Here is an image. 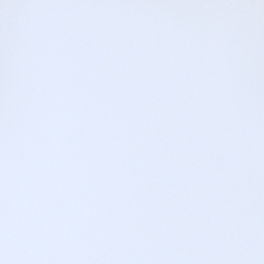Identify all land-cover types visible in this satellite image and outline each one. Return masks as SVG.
Returning a JSON list of instances; mask_svg holds the SVG:
<instances>
[{
    "label": "snow or ice",
    "instance_id": "obj_1",
    "mask_svg": "<svg viewBox=\"0 0 264 264\" xmlns=\"http://www.w3.org/2000/svg\"><path fill=\"white\" fill-rule=\"evenodd\" d=\"M0 264H264V0H0Z\"/></svg>",
    "mask_w": 264,
    "mask_h": 264
}]
</instances>
